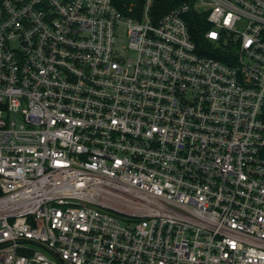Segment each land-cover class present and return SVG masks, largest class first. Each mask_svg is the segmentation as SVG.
Returning <instances> with one entry per match:
<instances>
[{
  "label": "built area",
  "instance_id": "2783aa9c",
  "mask_svg": "<svg viewBox=\"0 0 264 264\" xmlns=\"http://www.w3.org/2000/svg\"><path fill=\"white\" fill-rule=\"evenodd\" d=\"M152 1L0 0V264H264V0Z\"/></svg>",
  "mask_w": 264,
  "mask_h": 264
},
{
  "label": "trees",
  "instance_id": "16d2710c",
  "mask_svg": "<svg viewBox=\"0 0 264 264\" xmlns=\"http://www.w3.org/2000/svg\"><path fill=\"white\" fill-rule=\"evenodd\" d=\"M146 0H114L115 6L124 13L127 17L141 18L144 12ZM192 4V0H153L149 11V16L156 22L162 18L165 14L172 10L181 7L185 4ZM187 24L189 26L193 40L202 47L204 42V33L209 27L206 22V15L203 13H197L195 11L190 12L187 15ZM212 56V53H208Z\"/></svg>",
  "mask_w": 264,
  "mask_h": 264
},
{
  "label": "rangeland",
  "instance_id": "374dc122",
  "mask_svg": "<svg viewBox=\"0 0 264 264\" xmlns=\"http://www.w3.org/2000/svg\"><path fill=\"white\" fill-rule=\"evenodd\" d=\"M123 43H125V42H124V41H121V42H120V44H123ZM38 250H41V251L47 253L44 249L38 248Z\"/></svg>",
  "mask_w": 264,
  "mask_h": 264
}]
</instances>
